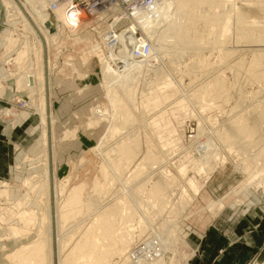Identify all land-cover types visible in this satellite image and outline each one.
Segmentation results:
<instances>
[{
  "label": "rangeland",
  "instance_id": "obj_1",
  "mask_svg": "<svg viewBox=\"0 0 264 264\" xmlns=\"http://www.w3.org/2000/svg\"><path fill=\"white\" fill-rule=\"evenodd\" d=\"M144 1H147V3H150L152 0H144ZM224 1L227 2V0H224ZM224 1L222 2L220 0L219 1L216 0L214 3L215 5H211L208 3L209 4V5L207 4L208 8H206L207 6L206 7L202 6V8L198 7V6L193 7L195 9V10L194 9L193 10L195 12H197V14H196L197 17H200V19H196V20H198V21L201 20V23H199L197 21V23L200 24V25L197 24L198 25L197 29H201L200 31L206 30L204 32V35H203L204 37L201 36L203 38L202 39L200 38L199 39L200 41L196 42V46H194L195 48L193 47L194 51H195V49H196V51L199 50L197 52H199L200 54L199 53L194 54L193 49H192V54H191V51L189 50V48L186 47V45L182 41L180 42L179 40H176L177 38H175V37L172 38V36H171L172 34L171 35H169L170 33L167 34V31H166L163 38H165L167 36L165 38V40H166V39H169V36H170L171 39L166 40V42L163 40L161 43L156 41L157 40L156 33L158 34L163 26L171 25L173 23V15H175V11H176V7L174 4L175 2H173V0L168 1L169 3L168 2L165 3L168 6V7L166 6L167 8H162L161 2L159 5L156 6L157 9L153 13L152 22L154 23L156 21V24L159 25V27L157 29H160V30H157V29L155 30V28L142 29V30L144 31L146 39L152 42V49L153 50L154 49H163L166 51V53H165V55L164 54L160 55L161 51H158V52L152 51V53H153L152 55H155V53L157 52L156 57H159V58L161 57L160 59H162L157 64L152 62V61H154V60H151L152 56H150L148 59H146L148 63L147 62H146L147 64L145 63L146 67L142 70L141 74L139 75V77H140V78H138L139 84H137V86H136V88H138V87L139 88L136 89L137 92H135V96H133L135 99L132 98L133 100H135V101H133V105H132V107L135 106L134 108H132L134 111V113H132V115L136 116V120L131 119V118H134V116H132V117L128 116V115H130L129 113L133 112V111H131V109H129L130 112L128 110L127 111L124 110L125 114H123V110L119 107L118 112L120 114L117 111L115 112V108L117 109L118 108L117 106L122 105V104L120 103L121 101H119L118 103H120V104L114 105L112 103V101L108 98L107 88H106V84H105V81L103 79L102 70H101L105 64L106 55L111 52V50L108 48V46L104 44L105 43L104 37L108 33L109 30H110V34L114 33V31H113L114 30V23L112 22V19L114 16L119 15V14L124 12V9H122L123 6L121 3L116 2V4L113 5V10H109V8H108L109 6L107 5L108 3L111 2V1H109L108 3L104 4L105 8H103L102 11L97 13V10L103 5V1H101V4L95 9L96 13H94V16L92 18L87 19L85 24L82 26L81 31L77 35L75 32L72 33L73 35H71V32L69 33L68 30H63L62 28L67 27V26L65 24H62L60 26V33H61L62 37H61L60 41L55 45H53L52 40L49 36H45V41H47V52H48L49 62L51 65L50 73H52V70H54V74L52 75V77L50 74V77H51L50 78L51 79L50 92L52 93L53 81L55 83L57 78L58 79L61 78L60 80H70L76 87H79V90L75 93V94H77V97L78 96L80 97L79 98L80 102H79L78 107H77L78 113H77V118L75 119V123L77 125L78 134L83 137V139H84L83 141L85 144V146H81L82 148L79 151V154H77V156H74L73 158H71L70 161H68V159H67L68 164H67V166L65 165V171L64 172L59 171L58 167H57L58 164L56 161L57 160V147L61 141L66 140V139H70V138L75 136L74 133L76 132V127H64V125H62V124L60 125V121H57L54 117V113H53L54 110L51 109V111L53 113L52 115H53V122H54L52 124V128H51L52 129V140L54 141L53 142V145H54L53 149L55 148L53 150V155H55V157L53 160L54 163H53V174L51 177V183L55 179L56 186H57V192H58V193H56L57 194L56 199L59 202V206H61V208L65 205L64 202H66V201H64V200H66L67 199L66 197L69 196L68 194L71 191L70 189L78 187V186H80V184L86 185V190H85L84 195H83V198L86 201V202H84V208L90 207V201L94 202V203L91 202L92 203L91 205H94V207L93 206L90 207L91 208L90 211H92V212H90L87 208V210L90 212V213L88 212V214L86 213L87 212L86 208L83 209L85 212L84 211L82 212V215L80 216L81 219L77 223L80 229H82L84 227H85L84 229H86L87 227L89 228L90 227L89 224L90 225L92 224L90 229H92V227L95 226V224H96V223H94L96 220L95 217H97L96 215L100 211V208L104 209V208H102L103 205L106 206L108 204L107 206H109L112 202L114 204H116L117 202L121 203L120 199L123 200L122 204L124 207H126L125 211L129 210L127 212L128 215L123 214V218H124V220H126L127 223L129 221L128 224L130 226L128 225L129 226L128 227L126 225L127 223L125 224V221H123L122 223L124 225L122 223L120 225H123L122 227L125 229H123L120 225H119L118 229L121 228L123 233H124V231H126L125 234H126V237H128V239L131 236L130 239L128 240V242L126 241V243L129 245H132V246L130 248L126 244L128 246V248H127V251L124 253V256H122V257L119 254H118V256H117V254H116V256H114L115 254L111 255V252H113V250L115 251V249L112 246H110L111 249L107 248L108 254L109 253L110 254L108 255L107 259H104V260L108 261V258H109V261H108L109 264L110 263L111 264H115V263L120 264V262L123 264V261H125L127 255H129V260H131L130 264H133V262H134V264H136V263L139 264L140 261L142 264H150L149 262H151V261H152L151 262L152 264H160V262H161V264H174V263L175 264H188L192 260V256H193V254H192L193 253L192 248L194 246L193 244H196L197 239H199L200 235H202L203 230L206 228V226L210 225V224L212 225V223L215 222V219H216L218 213L227 204H230V205L236 204V201L238 200L237 199L238 196L240 197V195L242 194V193H240V194H238V196L236 195L235 192H236L237 188L239 190H241V189L245 190V189L250 188V189H257V190H263L264 191V82H263L264 79H263V76L259 79H253V78H250L251 77L250 74H247V72H249L252 75L253 68L248 67V65L251 64L250 66H252L254 53L250 50L248 52V48L246 47L247 45H245V44L238 45L239 43L236 42L237 39L235 37V35L238 37L240 36L239 31L237 30L239 27L236 26V25H238V20L240 19V16L243 14L245 15L249 11H250V13H249L250 15L248 13L247 14L249 16L246 14V20L251 17V20L249 19L247 21V22L251 21V22H249V25L251 23L253 24V22L257 19L258 21H261V23L257 21L261 25H258V24L256 25L257 22L255 21V25L253 24L254 28L257 27V28H255V29H257V30H255V33L257 34V33L264 32V30H263L264 29L263 28L264 27V23H263L264 14L262 12V10H264V9L262 8V10L259 12L255 11V13H253V15H252L251 12H254V11H251L250 8L253 6V4H256L255 2L258 3L259 0H257V1L256 0H235V3H233L234 0H231V3H232L231 7L233 9H232V11H230L231 10L230 3L229 2L226 3ZM3 2H4V9L7 11L11 10V6H9L7 3H5L6 2L5 0H3ZM172 2L174 5L172 4ZM216 2H219L220 3L219 6H222V8L219 7ZM93 5H95V3L91 1L90 6H93ZM210 6L214 7V9H213V7H211L213 10V11L211 10L212 12L209 11V9H211V8H209ZM234 6L236 7L235 8V15L233 14L234 13ZM196 8H197V10H196ZM219 8H220L221 13H223V15L225 13L230 14V22H232L231 23V25H232L231 29H233V31L232 30L231 31L233 33V36L231 34V31H230L229 35L226 36L227 39L224 38V36H223V38H222V36H218L216 33L215 34L218 37H215L214 33H212V35L208 34L209 33V32H207L208 29L211 30L212 28H214L215 24H213V25L210 24L212 26H210L208 24L209 25L208 26L207 24L205 25L204 23H202L203 20L201 19V16L203 17V15H205L203 13L210 12V13H214V14L216 13V15L221 16L222 14L219 12V10H218ZM128 9H125V11H127ZM198 9H199V11L202 9L199 12V13H201V15L198 13ZM238 9L240 11H238ZM241 9H243L244 11L246 10V12H244ZM215 10H217V11H215ZM236 10L238 11V13L236 12ZM159 11H161V13L159 15H157ZM217 12H218V14H217ZM231 12H233V13H231ZM257 12H258V14H256ZM259 13H261V14H259ZM84 14H86V12H84ZM142 14H143V11L141 12L140 17L142 16ZM219 14H221V15H219ZM7 15H8V12H7ZM257 15H260L262 17L259 16L260 19L256 18L255 16H257ZM8 16H9L10 21L4 17V19H5L4 26H3L4 31H3V36L1 37L2 42H4V46L2 45L3 48L2 47L1 48H2V51L9 50L10 52L7 53L6 55L10 58H13L12 62L10 63L11 64L10 73L12 75L13 80H16L17 82L22 83L21 81H23V80H21V79L25 75H29V74L33 75L32 74L33 72H36V74H40L39 72H40V68H41V64H40L41 63V60H40L41 57L39 58L35 52H33L27 56H24L23 58H22V56L19 55L20 51L24 47L25 41L27 39L26 37H28L29 40H32L34 38L35 40L33 39L34 40V41L32 40L33 42H36L37 39L35 37H32V35H30L29 32H25V26H24L25 21H24V18L22 17V15L19 17L17 12H14ZM235 19H236V21H235ZM261 19H263V20H261ZM220 22H218V23L215 22L217 24L215 26V29L219 27L218 25L221 24ZM236 22H237V24H236ZM135 23H138V19H135ZM202 25L205 26V29H203L204 26H202ZM221 25H220L219 29H216V31L221 30V27H222ZM208 27H210V28L212 27V28L210 29ZM260 27H262V28H260ZM260 29H262V30H260ZM151 30H152V32H151ZM17 32H18V34H17ZM55 32L56 31H53L52 33H55ZM147 32H149V33H147ZM168 32H170V31H168ZM19 35H20V37H19ZM25 35H28V36H25ZM152 36H155V38L154 37L151 38ZM14 37H16L19 40H16ZM115 37H116V34H115L114 38ZM134 37L135 38L139 37L137 39H141L142 35H140V33H138V32H135ZM228 37H230V38H228ZM214 38H216L217 40L215 39L216 40L215 41ZM225 39H226V41L228 39H230L231 41L228 40L226 42ZM171 40H172V42H171ZM177 41L180 42V43L178 42L179 45L177 44ZM223 41H225L228 44H226V43L224 44ZM14 42L15 43L17 42L16 45ZM157 42H158V45H157ZM216 42H218V44H216ZM183 44H184V46H181ZM214 44L217 45V49L214 47V46H216ZM236 45L239 47H237ZM177 46H178V48H177ZM224 46H227L230 48L225 47V50H226L225 51V50H223ZM220 47H222V48H220ZM234 47L238 48V50L236 51ZM130 48L131 47H127V50H126V53L128 54V56L130 54ZM179 48L181 51H183V52L186 51L185 53L186 54L189 53V54L186 55L182 52L183 54L180 55L181 51H180V53H177V52H179V51H177V50H179ZM181 48H183V50ZM184 48H187V49H184ZM221 49L224 51L223 53H226L228 50L232 49L234 51V54L236 53V55L232 56L233 59L228 58V61H227V58H225V57L224 58L226 60L225 59L222 60L223 59L222 56L224 54L221 52L222 51ZM255 49H258V47H256ZM233 51H231V52H233ZM228 52H230V51H228ZM166 54L168 57L166 56ZM198 54H199V56H197ZM192 55H193V57H191ZM195 55H196V57H194ZM243 55H244V57H243ZM50 56L53 57L52 60L50 59ZM20 57L22 59H20ZM232 57H230V58H232ZM38 58H39L40 62H39V60H36ZM244 58H245V61L247 62V65L246 64L243 65L244 63H246L245 61H243ZM57 59H60V60H57ZM251 59H252V61H251ZM55 60H57V61H55ZM61 60H64V61L66 60L65 61L67 63L66 65L68 66V64H70L72 66L71 71L70 70L66 71L65 68H64V70L61 69V67L63 66V63L61 62ZM203 60H205L207 64L204 63L205 61H203ZM70 61H72V62H70ZM150 61L152 63H150ZM168 61L170 64L168 63ZM250 61H251V63H250ZM165 62L168 64H166ZM195 62L196 63L198 62L197 66H195L196 65ZM38 63L40 66L38 65ZM161 63L169 66L168 68L167 67L165 68V69H168V72L170 70H172V71L169 73L167 71H164L166 73L163 72V74H165V75L162 76L163 75L162 74V70H163L162 68L164 67V65H162ZM199 63L201 64L200 66H199ZM203 63L205 65H207V67H209V68H206L205 65L202 67ZM233 64H234V66L236 65L238 67L243 65L244 69H242L243 66H242V68H240V71H241V69L243 71H241L240 73H237V72H239V70L237 72H236L237 69L234 68V70H233V67H234ZM159 65L163 66V67H160V70H158ZM193 65L195 68L193 67V69H192ZM37 66H39V67H37ZM201 67H202V69H200ZM169 68H170V70H169ZM249 68H251L252 71L249 70ZM36 69H38L39 72ZM196 69L198 70V72ZM199 69L203 70V71L206 70L205 71L206 73L200 71ZM246 69H248V70H246ZM157 71H160V72H157ZM254 71H255V69H254ZM259 72L260 71L257 70L254 73H259ZM94 73L97 74L98 78L93 77ZM154 73H157V74L153 75ZM158 73H160V74L158 75ZM167 74H170V75H168V77H170V78L166 77ZM160 76H162V77H160ZM215 77L216 78L219 77L218 79L226 84L225 85L226 90L224 89L225 91L222 90V92L218 91V92H221V94H219V95L217 94V91H215V92L213 91V90H215V89H213L214 88L213 87L214 81L216 79ZM248 78H250V79H248ZM140 79H141V81H139ZM74 80H76L75 82H77V84L73 82ZM247 80H249V81L247 82ZM260 80L262 82H260ZM256 81H257V83H256ZM19 85L21 86V84H19ZM23 85H25V83H23ZM26 86H29V85H25L23 87L28 89L30 93H28V94L25 93V95H22L20 93V94L15 95V96L16 97H21V96L28 97V99H27L28 100V107L25 109L32 108V111L35 112V114H36V120L38 123L36 124V133H35V137H36L35 146H34L35 147V152H34L35 159L31 158L32 156H30V155L25 156V158L28 159L29 161L34 160L32 163L35 166H34L32 172L29 173L28 175H26L27 177H23L24 179L22 180V184L20 181H18L19 184L27 187L26 192H25V188H23L24 189L23 193L24 192L25 193L21 198L9 197V193H10L9 182H7L6 180H0V230H4V233H0V264H11L10 260L8 259L9 254L15 252L18 248L22 247L23 245L31 243V241H34L37 239L38 234L42 229V224H43V216L42 215L46 211V205L43 202L44 201L43 198L45 199V196L47 195V182H46L47 180L45 178L46 167H45V163H44L45 157H43L44 156L43 155L44 138H43V134H42L43 128L41 125L42 119H41V112H40V106H41L40 99H42V97L40 96V92L36 94L37 89L35 86H31V87L30 86L26 87ZM209 91L211 92V94H209L210 93ZM195 93H197V94H195ZM205 93H207V94H205ZM212 95L214 97H212ZM15 96H14V98H16ZM120 96L121 95L118 94V98ZM219 96H220V98H219ZM240 96H241V99L244 100L243 101L244 103L239 102L241 100ZM121 98H122V96H121ZM237 99H240V100L238 101ZM236 100L238 101V103ZM14 101L16 102V100H14ZM48 101H49V103L51 102L50 100H48ZM41 102H42V100H41ZM238 104H239V110H238ZM112 105L116 106L114 108V112H115L114 114H112V111H113ZM240 106H241V108H240ZM97 107L98 108L100 107V109H101L100 116L103 118H102L101 122L98 121L97 124L93 125L91 122V117L94 118V115H95L94 109L96 110ZM234 110H235V112H234ZM237 112H239V114ZM252 112H254L255 114L252 115ZM112 115L116 116V118H117L116 121H115V119H116L115 116H112ZM123 115H127L128 119H126L127 117H125ZM118 117H120V118H118ZM260 117H263V119L261 118V121L259 120ZM112 118H113L114 122H113ZM235 118L239 121L240 124L238 123V121H234ZM256 118L258 121L256 120ZM128 120H130L131 123ZM243 120H244V122H243ZM132 121H134V122H132ZM259 121H260V123H259ZM127 122H129L130 124ZM232 122H233V124H231ZM235 122H237V125H235ZM114 123L116 125H114ZM200 123H201V127L205 128L207 130L206 131L207 133L205 135L204 134L202 135V133H201ZM242 123H243V125H242ZM246 123L247 124L249 123V125H247ZM127 124L130 126H128ZM135 124H136V126H134ZM254 124L257 126L259 125V127H257V126L255 127ZM112 125H113V127H112ZM119 125H120V127H119ZM227 126L229 129H236V127L238 126L237 131H239V128H242V126H247L243 130H247L248 127L251 126V128L254 127L256 129V130L251 129L252 130L251 134L253 132H257L258 130H259L258 131L259 133L258 132L253 133V136L251 134H250L251 136H249V134H246L247 137L243 135V139L238 140L236 143L234 142L233 138H230V139H232L231 142H229L230 141V139H229L228 143H226V145H225V143L224 144L222 143L223 145L226 146V148L223 147L221 145V143L219 142V143H217V145L213 149L207 150V152H206V150L204 148L205 144H206L205 141L209 138V136L212 137L215 134V136H217L216 138H218L217 133L221 132L223 129L224 130L228 129ZM116 127H117V129L119 127V129L121 130V131L118 130V132H119V133L117 132L118 135L111 136L112 140H110V138L109 139L106 138L107 140H105V137L109 134V129L110 128H116ZM230 127H232V128H230ZM132 128H133V130H132ZM213 131H214V134L212 133ZM67 132L69 133V136H66ZM132 132H134V134H133L134 137H131ZM122 133H124V136L126 135L125 137H127V139H129L130 137L134 138L133 140H130L128 143L129 144L131 143L133 145L136 144L135 145L136 148L130 147L131 150H129L130 149L129 148L128 151L129 152L132 151L134 153L133 155H135V156L133 158H131L133 160L130 159L131 162L129 159L126 160L127 163L129 162L128 164L127 163L126 164L128 166L130 165L126 169H123L125 166L121 169L120 168L118 170L116 169L117 172L115 171V169L114 170L110 169V171H112V172H111V174H109L110 172L108 171L109 172L108 178H107V180H105L106 176H105V174L103 175L104 172L102 173V169H103L102 165H103V163L105 165V163L107 162L108 156L111 155L112 153H114L113 150H115L114 149L116 147L115 145L118 142L121 135L123 136ZM119 134H120V136H119ZM113 137H115L116 140L118 139L117 142H115L116 140H114ZM123 137H121V138L123 139ZM125 137H124V139H126ZM127 139L125 141H127ZM108 140H109V142H108ZM102 141H104V142H102ZM232 142H234V143H232ZM100 143H102V144H100ZM103 143H104V145H103ZM111 143H112L113 147L110 146ZM152 146H155V147H152ZM147 147L149 149H147ZM151 149H152V151H151ZM154 149L156 150L155 151L156 153L154 152ZM110 150L113 152L112 153L109 152ZM133 150L136 152H134ZM129 152L127 154H130ZM148 152H149V154L150 153L152 154L153 152L155 154L153 153L154 156H151L148 158L147 157ZM145 156H146V158H145ZM145 159H147V160H145ZM154 159L157 162L154 161ZM153 162L155 164H157V166L154 165ZM248 163H249V165H248ZM140 164H143V165H140ZM144 164L146 167H144ZM245 164H247V165H245ZM139 165H140L141 170L143 169L142 172L143 171H144L143 173L146 172L145 173V174H147L146 176H144L143 173L140 172L141 171L140 169H139V171L138 170L136 171V168H139L138 167ZM159 166H160V169H159ZM245 166H247V167H245ZM156 168L159 171H157ZM122 169L124 171L126 170L125 171L126 173L124 171H122ZM134 169H135L136 173L137 172L139 173V176L137 175L135 178L132 176V180L136 179L137 177H141V179H140L141 183L137 182V180H135L137 185L136 184L133 185L132 182H129V180L132 181L131 178H129V176L132 175L133 173H135ZM161 169H164V170L166 169L168 172L167 171L163 172L164 170H161ZM131 170L133 171L132 174H131ZM148 170L150 173H148ZM113 171H114V173H113ZM121 171L123 173H121ZM140 173H141V175H140ZM152 173L154 175H152ZM122 174H123V176H122ZM164 174H166V175H164ZM110 175L111 176L113 175V176L110 178ZM148 175H152V178L148 177V178H150V179H148L147 178ZM143 176H144V178H143ZM112 179H113V181H115V184H116V185H114L115 188L111 185L113 182V181L111 182ZM124 179H125V181H124ZM127 179H129V180H127ZM155 179H157L158 182L160 181L159 182L160 184L157 183V180H155ZM126 180L128 181V183L126 182ZM141 180H143V182ZM145 180H149L150 182L146 183V182H144ZM192 180L194 181V186L189 185V183L191 184L190 181H192ZM95 181L98 183H96ZM104 181L106 182L107 186H108V184H110L109 186H110V188L111 187L112 188L108 189L109 186L107 187L106 185H104V186H106L104 188L105 189L104 190L103 189V187H104L103 182ZM135 181H134V183H135ZM165 181L168 184L169 183H171V184L168 185ZM53 183L51 184L52 186L54 185ZM95 183H96V185H94ZM126 183L127 184L130 183V184L127 186ZM138 183L139 184L143 183L142 185L144 187L146 185V188H145L146 190L145 189L139 190L140 185H138ZM154 183H157L156 185H163L166 188L163 191L165 193H163L161 191L160 194H162V195L160 196V194H158V196H159V197L157 196L158 198L151 191L155 187ZM67 184H68V187H67ZM149 184H150V186H149ZM100 185H102V186H100ZM167 185H168L169 189L166 187ZM62 186H63V188H62ZM98 186H100V188L102 187V189H101L102 191L97 190ZM123 186L125 188H127L128 190L126 189L127 190L126 191ZM134 186L135 187L137 186L136 189L139 188L138 191L134 189L135 188ZM152 186H153V188H152ZM171 186H172V188H170ZM122 187L124 188L123 190H122ZM131 187L134 190H132ZM144 187H141V188H144ZM94 188L98 192H95ZM120 188L122 191L120 190ZM53 189L54 188H52V189L50 188V190H51L50 196H51V194H53V197L55 198V194H54L55 190H53ZM106 189H108V190H106ZM129 189L131 192L129 191ZM148 189H151V190H148ZM65 190H66V192H65ZM103 190H104V192L106 191L105 194L102 193ZM142 190L145 192H143ZM110 191H112V192H110ZM119 191H120V195L124 191L128 192V193L124 192L122 194L123 197L124 196L126 197L129 193H132L131 194L132 198H133L132 200L134 201V199L135 200L137 199L136 200L138 202L137 205L141 206L140 208L142 209V211L140 208H136V206H137L136 201H134L132 203L131 197H130L131 195L127 196L128 198H130L129 199L130 202H129L128 198H126L127 199L126 200L125 197L123 198L119 194L118 195L121 198L118 197V199H117V197H116V199L114 198L115 200L113 199L114 201L113 200L111 201V197L112 196L113 197L118 196L116 193H118ZM132 191H134V192H132ZM139 191H142V193H140L141 195L139 194ZM62 192L64 193V195ZM107 192H109V193H107ZM65 193H66V195H65ZM93 193H96V194H93ZM106 193H107V195H106ZM137 193L139 195H137ZM91 194L93 197L91 196ZM142 194L143 195L147 194V196H146L147 198L145 197V195L143 197ZM99 195L101 196V199L99 198ZM150 195H151V197L149 198ZM153 196H154V198L156 197L157 199L152 198ZM164 196L166 197V199ZM63 197H65V198H63ZM140 197L141 198L143 197L141 200V201H143L142 203H144L145 199H147L144 203V204H146L145 206L143 204L141 205V203L139 202L138 198H140ZM160 197H162V198H160ZM170 197H172V198H170ZM88 198H90L91 200L88 201ZM93 198H96V200L95 199L93 200ZM102 198L105 200H103ZM148 198L149 199L152 198L151 204H152L153 208L150 207L151 205L149 206L151 200L148 203ZM109 199H110V201H109L110 204L107 203ZM159 199H161V202ZM162 199L166 200L165 204H163L164 200H162ZM124 200H126V201H124ZM167 201H169V204H170L169 207L166 205V204H168ZM171 201H173V202H171ZM88 202H89V204H88ZM159 202H160V204H159ZM113 203H112V205H113ZM124 203H126L127 205ZM130 203H132V205L135 204L136 206H134V205L132 206ZM153 203H154V205H153ZM128 204H130V205H128ZM158 205H159V207L163 208V210L160 208V210H161L160 211ZM127 206L128 207L131 206V207L128 209ZM143 206L145 209L147 208V206H148V208L150 207L151 211L148 209L145 210L144 208H142ZM154 206L155 207L157 206V207L155 208ZM165 206H167V209L165 208ZM95 207H98L99 209H97ZM92 208H95L97 211L92 210ZM157 208H158V210H157ZM136 209H138V210H136ZM154 209H155V211H154ZM32 210L35 211L33 213V215L35 214L36 218H37L36 226L34 228L31 226L30 227L28 226V228H30V229L33 228V229H32V231L30 229H28L25 233L23 232L24 235L18 234L17 237L16 236L11 237V234L8 233L9 227H21L22 226V221H21L22 219L21 218L26 216L25 214L27 213V211H28L27 214L30 215L31 212H33ZM131 210L134 212L133 214L130 213ZM139 210H140V212H137ZM147 210H148V212H147ZM94 211H96V212H94ZM125 211H123V212L126 213ZM135 211H136V214H135ZM144 211H146V212H144ZM142 212L144 214L143 216L146 217V219L150 218L149 220H152L149 223V224H151V222H152V224H151L152 226H151V228L149 227V229H146L148 227H146L145 224H143V226H142L143 222L141 223V220L138 221ZM153 212H155V216H157V217L160 216L159 217L160 220L157 219V217H154ZM139 213H140V215H139ZM147 213H149V214L151 213L150 216L152 215L151 217L154 219H152L150 216H148L149 214H147ZM85 214H87V215H85ZM129 214L134 215L137 218H135L134 216H130ZM35 215H34V217H35ZM83 215H84V218H82ZM89 215L91 216V218ZM99 215L101 217V215H102L101 212L98 214V216ZM86 216H89V219H88V217H87V219H85ZM147 216H148V218H147ZM133 217H134V219H133ZM10 218H13L15 221H13V222L9 221ZM169 218L171 219L170 222L168 221ZM90 219H93V220H90ZM97 219H98V217H97ZM110 219L113 221L112 218H110ZM172 219L174 220V223L176 225L173 223ZM98 220H96V221L99 224V222L101 221V218ZM131 220H133V221L135 220V221L133 222ZM85 221L87 224L85 223ZM90 221H92V223ZM155 221L157 223H155ZM80 222L81 223L83 222L85 225L83 223L82 224L84 226L80 225L81 224ZM160 222L163 223V225L166 224V226L168 225L167 222H169L171 224L166 227V226H162V224ZM101 223H103V221H101L100 224ZM132 223H134V224H132ZM93 224H94V226H93ZM149 224H147V225L150 226ZM99 225H97V226H99ZM138 225L141 226V229H139L140 227ZM71 226L73 227V230H72V227H70V225H69V227L65 226V228L67 227L66 229H64V227H62L60 229V234H62L61 231L64 232V230H67V232L69 234L65 233L64 235L66 237V236H69L70 233H72L71 230L74 233L77 232V230H76L78 228V227H76L77 225L76 226L71 225ZM125 226H127V227H125ZM131 226H135L134 228H137V229H135L136 231H134L132 229L133 227L131 228ZM178 226H180V227H178ZM164 227L167 228L166 230H168V228L171 227V231H169V230H168V232L165 231ZM79 228H78V230H79L78 234L72 233V235L69 236V238H71L70 241L72 242V243L70 242V246H68L69 243L65 244L67 240L66 239L64 240V238H65L64 236L60 235L59 239L57 237L56 242H55V245H56L55 251L56 252H55V262H53L54 264H64L65 258L71 253L70 251H72L71 249L74 248L73 245L76 243V240L80 241L82 238V235L79 232L83 231L82 233H84L85 231L87 232L90 230L87 228L88 230L84 231V229L80 230ZM129 228H131L132 230L130 231ZM162 228L164 229L165 232L163 231ZM121 229H119V230H121ZM154 229H155L156 234H155V232H153ZM119 230L117 232L118 234H119ZM139 230H141V231H139ZM161 230H162V233H161ZM127 231H130V232H128L129 235H128ZM172 231H173V234H174V232H175V234L177 233L176 235L179 237V240H177V245H179V247L177 245H175L176 242H174V241H176V238H177L176 235L175 234L172 235V233H169ZM122 232H121V234H122ZM142 232H144V233H142ZM130 233H131V235H130ZM152 233H153V235H155V236L157 235V236L156 237L153 236ZM166 233H168V236L165 235ZM73 234L74 235L77 234L78 236H80V235L81 236L78 237L76 235L75 237L72 238ZM145 234H147V236ZM150 234L152 236H150ZM112 235H109L110 238L112 237ZM148 236H150V238ZM172 236H174L175 238ZM132 237L135 240L134 242L132 241L133 240ZM146 237H147V240L149 239V241L153 240L152 241L153 247L152 246L151 247L154 249H151V247H145L146 250H145V248H142L143 244L146 243V241H147V240L145 241ZM165 237L167 238V240L168 239L172 240L171 245H170V243H169V245H167L168 244L167 242H169L170 240L166 241ZM10 238H12L14 240L17 239L18 244L13 249H10L11 247H9V246L6 247L4 245L5 239L8 240ZM78 238H80V239H78ZM157 238H159L161 242H159V239H157ZM130 240L133 243L130 244ZM162 240H163V243H162ZM78 241H77V243H78ZM102 241H104L105 243L109 242L108 240L107 241L102 240ZM183 241L185 244H183ZM157 242H158V244H157ZM165 243H167L166 245L169 247H167L166 245L163 246V244H165ZM180 243H182V244H180ZM172 244H174L175 247ZM186 244H188V245H186ZM138 245L140 248L139 250H137ZM181 245H183V246L186 245L187 248L183 247V246L181 247ZM65 247H67V248H65ZM159 247H161V248H159ZM165 247L169 248V249H170V247H173L175 249V251L174 250L172 251L173 248L170 250L168 249V251H167V249ZM148 248H150V249H148ZM182 248H183V250H181ZM100 249H101L100 251H102L104 249H105L104 251H106L105 247H104V249H102V248H100ZM143 249H144V251H143ZM157 249H158V252L160 254L158 252L156 253V251L154 253V250H157ZM132 250H133V252L135 251L136 254L131 252ZM149 250L152 251L154 253V255H156V256L154 257L153 253L150 252ZM59 251H60V253H59ZM139 251H141V252H139ZM174 252H175V254H174ZM151 253H152V255H151ZM141 254H142V256H141ZM145 254L148 256H146ZM162 254L164 255L163 257H162ZM144 255H145V257H144ZM111 256L112 257L114 256V257L110 258ZM137 256L140 259L139 262H138V260L136 261V259H135V258H137ZM140 256H141V258H140ZM59 257H60V260H59ZM132 257H133V259H132ZM142 257H143V259H142ZM120 258H121V260H120ZM152 258L157 259V260L154 259V260H156V263L154 262V260ZM159 258H161V260H158ZM63 259H64V261H62ZM134 259H135V261H134ZM150 259H152V260H150ZM162 259H163V262H162ZM142 260H144L145 262L144 261L142 262ZM250 264H264V255L261 258L257 259L256 262L253 261Z\"/></svg>",
  "mask_w": 264,
  "mask_h": 264
},
{
  "label": "bare ground",
  "instance_id": "obj_2",
  "mask_svg": "<svg viewBox=\"0 0 264 264\" xmlns=\"http://www.w3.org/2000/svg\"><path fill=\"white\" fill-rule=\"evenodd\" d=\"M6 2L5 3H7L9 6H11V10H9V11H7L8 12V15H10L11 13H14V12H17V14H18V16L20 17L21 15H22V17L24 18V21H25V32H29V34L30 35H32V37H35L37 40H36V42H33L32 40H29L28 39V37H26L27 39H26V41H25V44H24V47H23V49L20 51V56H22V58L24 57V56H27V55H29V54H31V53H33V52H35L37 55H38V57L40 58L41 57V68H40V72H39V70L38 69H36V70H38V72L40 73V74H36V72H33L32 74L33 75H31V74H29V75H25L24 77H22V79L21 80H23V81H21L22 83H20V82H17V83H19V84H21V86L23 85V83H25V85H29L30 87L31 86H35L36 87V89H37V91H36V94L37 93H39L40 92V96L42 97V99H40V103H41V106H40V112H41V119H42V122H41V125H42V128H43V130H42V134H43V138H44V143H43V157H45V167H46V171H45V178H46V182H47V195L45 196V199L43 198V202H44V204L46 205V211L43 213V224H42V229H41V231L39 232V234H38V237H37V239L36 240H34V241H31V243H28V244H25V245H23L22 247H20V248H18L15 252H13V253H11V254H9L8 255V259L10 260V262H11V264H54L53 262H55V242H56V239H57V237H58V239H59V236L61 235V236H64L65 237V233L67 234L68 232H67V230H64V232L63 231H61V233L63 234H60V229L62 228V227H64V229H66L65 228V226H68L69 227V225H70V227H72L71 225H77L76 227H78L79 228V226H78V222L80 221V219H81V215H82V212L84 211L83 209H85L84 208V202H86L85 201V199L83 198V195H84V192H85V190H86V185H83V184H80V186H78V187H75V188H72V189H70L71 191H70V193L68 194L69 196L68 197H66L67 199L66 200H64V201H66V202H64L65 203V205L61 208V206H59V202L57 201V199H56V193H58L57 192V186H56V181H55V179H54V181H52V183L54 184L53 186L51 185L52 183H51V177H52V174H53V160H54V157H55V155H53V150L55 149H53V147H54V145H53V142H52V124L54 123L53 122V113H52V111H51V113H50V104H51V102L49 103V101L48 100H50V94H51V92H50V88H51V77H52V75L54 74V70H52V73H50V69H51V65H50V62H49V57H48V52H47V41H45V36H49L50 38H51V40H52V43H53V45H55V44H57L59 41H60V39H61V33H60V26L62 25V24H65L67 27H64V28H62L63 30H68V32L70 33L71 32V35H73L72 33H76V35L81 31V29H82V26L85 24V22L87 21V19H89V18H92L93 17V14H88V13H86V14H84V11H80L79 12V10L78 9H73V8H70V5L71 4H73V0H5ZM103 1V5L97 10V13H99L100 11H102V9L103 8H105V3H108L109 1H111L110 3H108L107 5L109 6L108 8H109V10H113V5L114 4H116V2H122V0H102ZM168 1H170V0H152L150 3H147V1H144V0H132L130 3H129V5H130V7H129V9L128 8H126V7H123L122 9H124V12L123 13H121V14H119V15H116V16H114L113 17V19H112V22L114 23V33H111L110 34V30L108 31V33L105 35V37H104V44L105 45H107L108 46V48L111 50V52L110 53H108L107 55H106V61H105V64H104V66L102 67V76H103V79H104V81H105V84H106V88H107V96H108V98L112 101V103L114 104V105H116V104H122V105H119V106H117L118 108L116 109L115 107L116 106H113L112 108H113V111H112V114H114L116 111L118 112V109H119V107L123 110V114H125L124 113V110L125 111H129V109H131V111H133V109L132 108H134V107H132V105H133V101H135V100H133L132 98H134L133 96H135V92H137L136 91V89H138V88H136V86H137V84H139L138 83V78H140L139 77V75L141 74V72H142V70L146 67V64L148 63L147 62V60L146 59H148L150 56H152V58H151V60H154V61H152L153 63H155V64H157V63H159V61H161L162 59H160L159 57H156V53L158 52V51H161L160 52V55H162V54H164L165 55V53H166V51L165 50H163V49H152V42L151 41H149V40H147L146 39V36H145V34H144V31L142 30V29H151V28H155V30L159 27V25L158 24H156V21L153 23L152 22V18H153V13H154V11L157 9L156 8V6L157 5H159L160 4V2H161V6H162V8H167L168 6L165 4V3H167ZM215 1L216 0H173V2H175L174 4H175V7H176V11H175V15H173V23L171 24V25H165V26H163L162 27V29L160 30V29H157V30H160V32L157 34L156 33V38H157V40L156 41H158L159 43H161L163 40L166 42V40H169V39H171V37L169 36V39H166L165 40V38L167 37H165V38H163L164 37V35H165V33H166V31H167V34H169V35H171L172 36V38L173 37H175V38H177L176 40H179L180 42L182 41L185 45H186V47H188L189 48V50L191 51V54H192V49H193V47L194 46H196V42L197 41H200L199 39L201 38H203L204 36V32L206 31V30H204V31H200L201 29H197V27H198V25L197 24H199V23H201V20L200 21H198V20H196V19H200V17H197V12H195L194 10V8L193 7H196V6H198V7H201L202 8V6H204V7H206L207 6V4L209 3V4H211V5H215L214 3H215ZM219 1V0H218ZM220 1H224V0H220ZM257 1V0H256ZM173 2H172V4H173ZM224 2H226V1H224ZM227 2H229L230 3V7H231V5H232V3H231V0H227ZM226 2V3H227ZM169 3V2H168ZM217 3V5L219 6L220 5V3L219 2H216ZM233 3H235V0H234V2ZM256 4H253V6L250 8L251 9V11H254V12H251V14L253 15V13H255V11H261L262 10V8L264 9V0H259L258 1V3L257 2H255ZM173 4V5H174ZM208 4V5H209ZM224 4V3H223ZM222 4V5H223ZM106 5V6H107ZM167 6V7H166ZM217 6V7H218ZM237 6V5H236ZM243 6V5H242ZM241 6V7H242ZM203 7V8H204ZM211 7H213V6H210L209 8H211ZM216 7V8H217ZM219 7H221L222 8V6H219ZM240 7V6H239ZM245 7V6H244ZM243 7V8H244ZM206 8H208V6L206 7ZM235 6H234V13L233 12H231V13H233L234 15H235ZM246 8V7H245ZM10 9V8H9ZM125 9H128L127 11H125ZM194 9V10H193ZM205 9V8H204ZM213 9H214V7H213ZM232 7H231V10L230 11H232ZM196 10H197V8H196ZM202 10V9H201ZM200 10V11H201ZM207 10V9H206ZM212 10V8L211 9H209V11L210 12H212L211 11ZM219 10V12L221 13V11H220V8L218 9ZM229 10V9H228ZM241 10H243V9H241ZM143 11V14H142V16L140 17V14H141V12ZM199 11V9H198V13L200 12ZM215 11H217V10H215ZM226 11V10H225ZM238 11H240L239 9H238ZM238 11L236 10V12L238 13ZM244 11V10H243ZM210 12H206V13H203V14H205V15H203V17L201 16V19L203 20V22L202 23H204L205 25L207 24H215L214 25V28H210V27H208V28H210L211 30H209L208 29V31L207 32H209L208 34H211L212 35V33H216L218 36H222V38H223V36H224V38H226L227 39V37L226 36H228L229 35V33H230V31L232 30L233 31V29H231L232 28V25H231V23L232 22H230V14L229 13H225L224 15H223V13H221V14H219V15H221V16H218V15H216V13L214 14V13H210ZM223 12V11H222ZM229 12V11H228ZM244 12H246V10L244 11ZM243 12V13H244ZM258 12L256 13V14H258ZM262 12H263V14H264V10H262ZM161 13V11H159L158 12V14L157 15H159ZM241 13V12H240ZM248 14L250 13V11L249 12H247ZM246 13V14H247ZM200 15H201V13H199ZM217 14H218V12H217ZM246 14L244 15H241L240 16V19L238 20V25H236V26H238L239 28L237 29L238 31H239V37L238 36H236L235 35V37H236V39H237V41L236 42H238L239 44L238 45H240V44H245V45H247L246 47L248 48V52H249V50L250 51H252L253 53H254V58H253V61H252V59H251V61H252V66H250V65H248V67H251V68H253V72H252V75H251V73H249V72H247V74H250V78H253V79H259V78H261L262 76H263V79H264V32H262V33H255V30H257V29H255V28H257V27H255L254 28V26H253V24L255 25V21L257 22L258 20L256 19V18H259V16L260 15H257V16H255L256 18V20L253 22V24L251 25H249V22H251V21H249V22H247L249 19L251 20V17L249 18V19H247L246 20ZM247 14V15H248ZM259 14H261V13H259ZM262 14V15H263ZM250 15V14H249ZM248 15V16H249ZM255 15V14H254ZM199 16V15H198ZM220 17V18H219ZM260 17H262V16H260ZM264 17V16H263ZM248 18V17H247ZM254 18V17H253ZM135 19H138V23H135ZM218 19V20H217ZM260 19V18H259ZM264 19V18H263ZM263 19H261V20H263ZM197 21L199 22V23H197ZM221 21V22H220ZM235 21H236V19H235ZM218 23V22H220L221 24V26L223 27H221V30H218V31H216V29H219V27H220V25H218L217 27L218 28H216L215 29V26L217 25L216 23ZM258 22H260L261 23V21H258ZM256 23V25L258 24V25H261V24H259V23ZM263 23H264V21H263ZM40 24V25H39ZM224 24V25H223ZM236 24H237V22H236ZM200 25V24H199ZM208 25V26H209ZM212 25H210V26H212ZM263 25V24H262ZM202 26H204V25H202ZM23 27V26H22ZM42 28V29H41ZM128 28V29H127ZM200 28V27H199ZM260 28H262V27H260ZM264 28V27H263ZM203 29H205V26H204V28ZM202 29V30H203ZM215 29V30H214ZM236 29V28H235ZM260 30H262V29H260ZM264 30V29H263ZM53 31H56L55 33H52ZM150 31V30H149ZM168 31H170V32H168ZM232 31H231V34H232V36H233V33H232ZM237 31V32H238ZM24 32V31H23ZM135 32H138V33H140V35H142V37H141V39H137V38H135L134 37V33ZM151 32H152V30H151ZM150 32V33H151ZM258 32V31H257ZM260 32V31H259ZM14 33V32H13ZM147 33H149V32H147ZM162 33V34H161ZM16 34V33H15ZM17 34H18V32H17ZM16 34V35H17ZM23 34V33H22ZM26 34V33H25ZM115 34H116V37L114 38V36H115ZM215 34V37H218L217 35ZM12 35V34H11ZM149 35V34H148ZM153 35V34H152ZM238 35V34H237ZM23 36V35H22ZM25 36H28V35H25ZM24 36V37H25ZM201 36H203V37H201ZM210 36V35H209ZM18 37V36H17ZM19 37H20V35H19ZM155 38V36H152L151 38ZM214 37V36H213ZM238 37V38H237ZM16 40H19V39H17L16 37H14ZM228 38H230V37H228ZM232 38V37H231ZM216 38H214V40H215ZM221 39V38H220ZM226 39H225V41H226ZM107 40V41H106ZM217 40V39H216ZM215 40V41H216ZM229 41H231L230 39H228ZM227 40V41H228ZM179 41H177V44H178V42ZM209 41V40H208ZM225 41H223L224 42V44L227 42H225ZM158 42H157V45H158ZM171 42H172V40H171ZM179 42V43H180ZM15 43V42H14ZM17 43V42H16ZM16 43H15V45H16ZM214 43V42H213ZM109 44V45H108ZM184 44L183 45H181V46H184ZM216 44H218V42H216ZM216 44H214V45H216ZM226 44H228V43H226ZM232 44V43H231ZM237 44V43H236ZM12 45V44H11ZM179 45V44H178ZM13 46V45H12ZM228 46V45H227ZM227 46H224V49L223 50H225V47L226 48H230V47H227ZM237 46V45H236ZM15 47V46H14ZM127 47H131L130 48V54H129V56H128V54L126 53V50H127ZM216 49H217V45L216 46H214ZM223 47V46H222ZM222 47H220V48H222ZM237 47H239V46H237ZM256 47H258V49H255ZM176 48V47H175ZM177 48H178V46H177ZM195 48V47H194ZM219 48V47H218ZM235 48V47H234ZM244 48V47H243ZM246 48V49H247ZM182 50H183V48H181ZM184 49H187V48H184ZM188 50V51H189ZM222 50V49H221ZM221 51L222 53L224 52V51ZM228 50V49H227ZM235 50L237 51L238 50V48H235ZM152 51H157L156 53H155V55H152L153 53H152ZM177 51H179V52H177V53H180V48H179V50H177ZM185 51V50H184ZM197 51H199V50H197ZM196 51V49H195V51H194V49H193V52H194V54L196 53H199V52H197ZM226 51V50H225ZM228 51H230V52H228ZM226 53H223L224 55L222 56L223 57V59L222 60H224L225 58H227V61H228V58L229 59H233V55H236V53L234 54V51L231 49V50H228ZM231 51H233V52H231ZM243 51V50H242ZM61 52V51H60ZM183 51H181V53H180V55L181 54H186L185 52H183ZM244 52V51H243ZM251 52V53H252ZM238 53V52H237ZM187 54H189V53H187ZM186 54V55H187ZM200 54V53H199ZM199 54L197 55V56H199ZM163 55V56H164ZM253 55V54H252ZM166 56H167V54H166ZM238 56V55H237ZM48 57V58H47ZM168 57V56H167ZM191 57H193V55L191 56ZM194 57H196V55L194 56ZM225 57V58H224ZM230 57H232V58H230ZM243 57H244V55H243ZM21 57H20V59H22ZM37 58V57H36ZM39 58L38 59H36V60H39ZM52 56H50V59L52 60ZM40 60H39V62H40ZM57 60H60V59H57ZM57 60H55V61H57ZM172 60V59H171ZM226 60V59H225ZM18 61V60H17ZM66 61V60H65ZM64 60H61V62L63 63V66L61 67V69L62 70H64V68H65V70L67 71V70H70L71 71V69H72V66L70 65V64H68V66L66 65L67 63L65 62ZM170 61V60H169ZM169 61H168V63H169ZM203 61H205V60H203ZM243 61H245V58H244V60ZM251 61H250V63H251ZM70 62H72V61H70ZM147 62V63H146ZM151 61H150V63H152ZM171 62V61H170ZM202 62V61H201ZM200 62V63H201ZM246 62V61H245ZM29 63V62H28ZM146 63V64H145ZM149 63V64H150ZM166 63V62H165ZM168 63H166V64H168ZM198 63V62H197ZM197 63L195 62V66H197ZM199 63V66L201 65ZM204 63H206V61L204 62ZM203 63V65H202V67L205 65ZM243 63V62H242ZM241 63V64H242ZM249 63V62H248ZM162 64V63H161ZM170 64V63H169ZM173 64V63H172ZM207 64V63H206ZM239 64V63H238ZM247 65V62L246 63H244L243 65ZM38 65H39V63H38ZM162 65H164V64H162ZM160 66L159 65V69L158 70H160V67H163V66ZM243 65H239L240 67H238V66H234V64H233V70H234V68L235 69H237L236 70V72L239 70V72H237V73H240L241 71H243L242 69H244V66ZM40 66V65H39ZM39 66H37V67H39ZM54 66V65H53ZM209 66V65H208ZM214 66V65H213ZM242 66H243V68H242ZM168 68L169 66L168 65H164V67L162 68L163 70H162V74H163V72L164 71H167L168 72V69H165V68ZM193 67H194V65L192 66V69H193ZM202 67L200 68V69H202ZM205 67L206 68H209V67H207V65H205ZM246 67V66H245ZM36 68V67H35ZM54 68V67H53ZM177 68V67H176ZM195 68V67H194ZM197 68V67H196ZM205 68V69H206ZM240 68H242L241 69V71H240ZM247 68V67H246ZM251 68H249V70H251ZM165 69V70H164ZM199 69V70H200ZM254 69H255V71H257V70H259L260 72L259 73H254L255 71H254ZM257 69V70H256ZM169 70H170V68H169ZM191 70V69H190ZM195 70V69H194ZM197 70V69H196ZM246 70H248V69H246ZM153 71V70H152ZM172 70H170L169 72H171ZM176 71V70H175ZM200 71H202V72H205L206 70H200ZM252 71V70H251ZM157 72H160V71H157ZM168 72V73H169ZM197 72H198V70H197ZM132 73V74H131ZM164 73H166V72H164ZM206 73V72H205ZM211 73V72H210ZM50 74H51V77H50ZM67 74V73H66ZM155 74H157V73H154L153 75H155ZM160 73H158V75H159ZM165 74H163L162 76H164ZM168 75H170V74H167L166 75V77H168ZM211 75V74H210ZM236 75V74H235ZM239 75V74H238ZM157 76V75H156ZM162 76H160V77H162ZM248 76V75H247ZM158 77V76H157ZM168 78H170V77H168ZM216 78V77H215ZM219 77H217L216 79H215V81H214V88L213 89H215V90H213L214 92L215 91H217V94L219 95V94H221V92H222V90H224L225 89V83L224 82H222L221 80H219L218 79ZM250 78H248V79H250ZM19 81V80H18ZM139 81H141V79L139 80ZM249 80H247V82H248ZM252 81V80H251ZM250 81V82H251ZM255 81V80H254ZM199 82V81H198ZM259 82V81H258ZM260 82H262L261 80H260ZM263 82H264V80H263ZM202 83V82H201ZM256 83H257V81H256ZM152 84V83H151ZM25 85H23V86H25ZM22 86V87H23ZM29 86H26V87H29ZM139 86V85H138ZM193 86V85H192ZM19 87H20V85H19ZM149 87V86H148ZM21 88V87H20ZM24 88V87H23ZM244 89V88H243ZM22 90V89H21ZM202 90V89H201ZM226 90V89H225ZM224 90V91H225ZM218 91H221V92H218ZM210 92V91H209ZM118 94L119 95H121L122 96V98H121V96L118 98ZM195 94H197V93H195ZM205 94H207V93H205ZM209 94H211V92L209 93ZM203 95V94H202ZM214 95V94H213ZM212 95V97H214ZM39 96V97H40ZM210 96V95H209ZM222 96V95H221ZM204 97V96H203ZM211 97V96H210ZM219 98H220V96H219ZM135 99V98H134ZM216 99V98H215ZM240 99H241V96H240ZM240 99H237L238 101L240 100ZM41 100H42V102H41ZM236 100V101H237ZM119 101H121L120 103H118ZM238 101H237V103H238ZM244 100H240L239 102L240 103H242ZM204 102V101H203ZM213 102V101H212ZM244 103V102H243ZM124 104V105H123ZM27 105H28V103H27ZM114 108H115V112H114ZM240 108H241V106H240ZM21 109H25V108H21ZM121 110V111H122ZM238 110H239V104H238ZM100 111H101V109H100V107L98 108H96V110L94 109V112H95V115H94V118H92L91 117V122H92V124L93 125H95V124H97V122L99 121V122H101L102 121V118L103 117H101L100 116ZM93 112V111H92ZM130 112V111H129ZM234 112H235V110H234ZM240 112V111H239ZM239 112H237L238 114H239ZM119 113V112H118ZM132 113H134V111L133 112H131V113H129L130 115H128V116H130V117H132V116H134V115H132ZM247 113V112H246ZM120 114V113H119ZM128 114V113H127ZM253 114H255L254 112H252V115ZM116 115V114H115ZM115 115H112V116H115ZM117 116V115H116ZM116 116H115V118H116ZM120 116V115H119ZM123 116H125V117H127L126 119H128V116L127 115H123ZM242 116V115H241ZM114 118V117H113ZM113 118H112V120H113ZM118 118H120V117H118ZM124 118V117H123ZM255 118V117H254ZM261 118L263 119V117H260V121H261ZM125 119V118H124ZM132 120L133 119H135L136 120V116H134V118H131ZM246 119V118H245ZM253 119V118H252ZM117 120V118L115 119V121ZM134 120V121H135ZM247 120V119H246ZM250 120V119H249ZM255 120V119H254ZM256 120H257V118H256ZM126 121V120H125ZM129 122H130V120H128ZM134 121H132V122H134ZM234 121H238L236 118H235V120ZM242 121V120H241ZM240 121V122H241ZM258 121V120H257ZM260 121H259V123H260ZM263 121V120H262ZM113 122H114V120H113ZM112 122V123H113ZM129 122H127V123H129ZM243 122H244V120H243ZM246 122V121H245ZM248 122V121H247ZM111 123V124H112ZM126 123V122H125ZM131 123V122H130ZM129 123V124H130ZM238 123H239V121H238ZM252 123V122H251ZM256 123V122H255ZM262 123V122H261ZM134 124V123H133ZM227 124V123H226ZM231 124H233V122L231 123ZM240 124V123H239ZM247 124V123H246ZM114 125H116L115 123H114ZM128 125V124H127ZM126 125V126H127ZM228 125V124H227ZM235 125H237V122H235ZM242 125H243V123H242ZM245 125V124H244ZM247 125H249V123L247 124ZM252 125V124H251ZM263 125V124H262ZM128 126H130V125H128ZM134 126H136V124L134 125ZM133 126V127H134ZM254 126L256 127L257 125H255L254 124ZM112 127H113V125H112ZM119 127H120V125H119ZM119 127H118V129H117V127L116 128H110L109 129V134L105 137V140H107V139H109L110 138V140H112L111 139V136H116V135H118L117 134V132H118V130L119 131H121L120 129H119ZM241 127V126H240ZM247 126H242V128H239V131H237V128H238V126L236 127V129H229L228 128V126H227V128L228 129H226V130H222L221 132H219V133H217L218 134V138H216L217 136H215V134H214V131L211 133L213 136L212 137H210L209 136V138L205 141L206 142V144H205V150H206V152H207V150H210V149H213L216 145H217V143H221V145L223 146V147H225L226 148V143H228V140L230 139V138H233V140H234V142L236 143L238 140H240V139H243V135L244 136H246V134H249V136H253V133H257V132H253L252 134H251V132H252V130L251 129H255L254 127L253 128H251V126H249L248 127V129L247 130H243V129H245ZM257 127H259V125L257 126ZM123 128V127H122ZM200 128H201V133H202V135L204 134H206L207 132V130L205 129V128H203V127H201V123H200ZM225 128V127H224ZM230 128H232V127H230ZM235 128V127H234ZM261 128V127H260ZM131 129V128H130ZM132 130H133V128H132ZM256 130V129H255ZM123 131V130H122ZM248 131V132H247ZM108 132V131H107ZM68 133V132H67ZM66 133V136H69V133L67 134ZM119 133V132H118ZM216 133V132H215ZM259 133V132H258ZM75 134V133H74ZM107 134V133H106ZM121 134V133H120ZM120 134H119V136H120ZM123 134V136H124V133H122ZM133 134H134V132H132V135H131V137H134L133 136ZM216 134V135H217ZM251 134V135H250ZM129 135V134H128ZM127 135V136H128ZM122 135H121V137H123ZM126 136V135H125ZM124 136V137H125ZM215 136V137H214ZM120 137V138H121ZM124 137H123V139L121 138H119V140H118V142H117V140L115 139V137H113L114 138V140H116L115 142H117L116 143V147L114 148L115 150H113L114 151V153H112L113 151H109V152H111L112 154L111 155H109L108 156V158H107V162L105 163V165H104V163H103V169H102V173H103V175L105 174V180H107V178H108V173L109 174H111V172L112 171H110V169L112 170H114L115 169V171H116V169L118 170L119 168L121 169V168H123L124 166V168L123 169H126L127 167H129L127 164L129 163H127V159H131V158H133L135 155H133L134 153L132 152V151H128V149L131 147V148H136V144L135 145H133V144H129L128 142L130 141V140H133L134 138H129V139H127V137H125L126 139H127V141H125L126 139H124ZM129 137V136H128ZM136 137V136H135ZM247 137V136H246ZM107 138V139H106ZM136 140V139H135ZM232 141V139H230V141L229 142H231ZM102 142H104V141H102ZM108 142H109V140H108ZM114 142V141H113ZM114 142V143H115ZM234 142H232V143H234ZM107 143V142H106ZM113 143V144H114ZM136 143V142H135ZM225 143V145H223V144ZM231 143V144H232ZM100 144H102V143H100ZM154 144V143H153ZM103 145H104V143H103ZM138 145V144H137ZM150 145V144H149ZM110 146H112V143H111V145ZM219 146V145H218ZM221 146V147H222ZM113 147V146H112ZM139 147V146H138ZM151 147V146H150ZM152 147H155V146H152ZM131 148L129 149V150H131ZM141 148V147H140ZM218 148V147H217ZM147 149H149L148 147H147ZM153 149V148H152ZM152 149H151V151H152ZM156 149V148H155ZM154 149V152L156 151ZM203 149V148H202ZM201 149V150H202ZM134 151V150H133ZM130 153V154H127V153ZM134 152H136V151H134ZM153 152V153H154ZM203 152V151H202ZM153 153L151 154H149V152H148V155H147V157L149 158V157H151V156H154L153 155ZM156 153V152H155ZM154 153V154H155ZM156 156V155H155ZM159 156V155H158ZM145 158H146V156H145ZM153 158V157H152ZM157 158V157H156ZM155 158V159H156ZM154 159V161H156ZM158 159V158H157ZM131 160H133V159H131ZM131 160H130V162H131ZM145 160H147V159H145ZM245 160V159H244ZM157 162V161H156ZM127 163V164H126ZM154 163V162H153ZM152 163V164H153ZM146 164V163H145ZM145 164H144V167H146L145 166ZM127 165V166H126ZM140 165H143V164H140ZM140 165L138 166L139 168H136V171L138 170L139 171V169L141 170V168H140ZM154 165H156L157 166V164H155L154 163ZM245 165H247V164H245ZM248 165H249V163H248ZM149 166V165H148ZM147 166V167H148ZM161 166V165H160ZM160 166H159V169H160ZM143 167V166H142ZM143 167V168H144ZM153 167V166H152ZM243 167V166H242ZM245 167H247V166H245ZM102 168V167H101ZM131 168V167H130ZM134 168V167H133ZM162 168V167H161ZM122 169V171H124ZM148 169V168H147ZM146 169V170H147ZM151 169V168H150ZM153 169V168H152ZM129 170V169H128ZM133 170V169H132ZM131 170V174L133 173V171ZM143 170V169H142ZM142 170L140 171V172H142ZM156 170H157V168H156ZM161 170H164V169H161ZM109 171V172H108ZM121 171V173H123ZM126 171V170H125ZM124 171V172H125ZM134 171H135V169H134ZM136 171H135V173H133L132 175H128L129 176V178H131V180H132V176L135 178L137 175L139 176V173L137 172L136 173ZM157 171H159V170H157ZM165 171H167L166 169L163 171V172H165ZM117 172V171H116ZM120 172V171H119ZM118 172V173H119ZM144 172V171H143ZM142 172V173H143ZM162 172V173H163ZM168 172V171H167ZM113 173H114V171H113ZM112 173V174H113ZM126 173V172H125ZM146 173V172H145ZM145 173H143V175L144 176H146L147 174H145ZM148 173H150L149 172V170H148ZM120 174V173H119ZM159 174V173H158ZM167 174V173H166ZM166 174H164V175H166ZM125 175V174H124ZM140 175H141V173H140ZM152 175H154L153 173H152ZM152 175H148L147 176V178L148 177H151L152 178ZM113 176V175H112ZM111 175H110V178L112 177ZM115 176V175H114ZM122 176H123V174H122ZM144 176H143V178H144ZM119 177V176H118ZM127 177V176H126ZM166 177V176H165ZM168 177V176H167ZM121 178V177H120ZM125 178V177H124ZM128 178V177H127ZM170 178V177H169ZM140 179H141V177H137L136 179H133L134 181L135 180H137V182H140ZM148 179H150V178H148ZM158 179V178H157ZM157 179H155V180H157ZM160 179V178H159ZM109 180V179H108ZM118 180V179H117ZM127 180H129V179H127ZM126 180V182L128 183V181ZM130 181L129 180V182H132L133 183V185L134 184H136L137 185V183H136V181H135V183H134V181ZM139 180V181H138ZM152 180V179H151ZM166 180V179H165ZM113 181V179L111 180V182ZM124 181H125V179H124ZM142 182H143V180H141ZM29 182V181H28ZM96 182V181H95ZM144 182H150L149 180H145ZM160 182V181H159ZM158 182V180H157V183H159ZM166 182V181H165ZM191 182V184L189 183V185H191V186H194V181L192 180V181H190ZM96 183H98V182H96ZM96 183L94 184V185H96ZM100 183V182H99ZM114 183V184H113ZM117 183V182H116ZM126 183V184H127ZM141 183V182H140ZM157 183H154L155 184V187H154V189L153 190H151V189H148V190H151L152 192H153V194L154 195H156V197L158 196V194H160V192L162 191H164L166 188H165V186H163V185H156ZM167 183V182H166ZM101 184V183H100ZM130 184V183H129ZM129 184H127V186L129 185ZM143 184V183H142ZM142 184H139L138 183V185H140V189L139 190H141V189H145L146 188V185H145V187L142 185ZM160 184V183H159ZM168 184V183H167ZM169 184H171V183H169ZM168 184V185H169ZM98 185V184H97ZM104 185H106L107 186V184H106V182L104 181L103 182V186ZM110 184H108V186H109ZM113 187H114V185H116L115 184V181H113L112 182V184H111ZM148 185V184H147ZM168 185L166 186L167 188H168ZM100 186H102V185H100ZM100 186H98V188H97V190L99 191H102L101 189H102V187L100 188ZM106 186H104L103 187V189L106 187ZM107 186V187H108ZM125 186V185H124ZM123 186V187H124ZM131 186V185H130ZM129 186V187H130ZM149 186H150V184H149ZM66 187V186H65ZM67 187H68V184H67ZM122 187V190L125 188H123ZM135 187V186H134ZM137 187V186H136ZM136 187L134 188L135 190H137L138 191V189H136ZM139 187V186H138ZM141 187H144V188H141ZM50 188L52 189V188H54L53 190H55L54 192V194H55V198L53 197V194H51V196H50ZM62 188H63V186H62ZM100 188V189H99ZM112 188V187H111ZM110 188V186H109V188L108 189H111ZM115 188V187H114ZM132 188V187H131ZM130 188V189H131ZM151 188V187H150ZM152 188H153V186H152ZM170 188H172V186L170 187ZM108 189H106V190H108ZM127 188H125V190H126ZM130 189H129V191H130ZM133 188H132V190H134ZM169 189V188H168ZM62 190V189H61ZM105 190V189H104ZM104 190H103V194H105V192H104ZM120 190H121V188H120ZM121 190V191H122ZM128 190V189H127ZM126 190V191H127ZM146 190V189H145ZM63 191V190H62ZM94 191L95 192H98V191H96L95 190V188H94ZM118 191V190H117ZM126 191H124V192H126ZM143 191V190H142ZM142 191H139V194L140 193H142ZM167 191V190H166ZM65 192H66V190H65ZM110 192H112V191H110ZM123 192V193H124ZM131 192V191H130ZM132 192H134V191H132ZM143 192H145V191H143ZM4 193V192H3ZM63 193V192H62ZM101 193V192H100ZM99 193V194H100ZM107 193H109V192H107ZM107 193H106V195H107ZM122 193V194H123ZM126 193H128V192H126ZM149 193V192H148ZM163 193H165V192H163ZM168 193V192H167ZM93 194H96V193H93ZM117 195L119 194L120 195V191L118 192V193H116ZM120 195V196H122L123 197V195ZM132 193H129L128 195H131ZM138 193H137V195H139ZM150 194V193H149ZM173 194V193H172ZM63 195H64V193H63ZM65 195H66V193H65ZM98 195V194H97ZM105 195V196H106ZM119 195L118 196H115V197H113L112 195V197H111V201L115 198L116 199V197H117V199H118V197H119ZM127 195V196H128ZM136 195V196H137ZM141 195V194H140ZM143 195V194H142ZM145 195V194H144ZM144 195H143V197H144ZM152 195V194H151ZM151 195L149 196V198L151 197ZM162 194H160V196H161ZM165 195V194H164ZM168 195V194H167ZM91 196H92V194H91ZM104 196V195H103ZM125 197V199L126 198H128V197ZM134 196V195H133ZM147 196V194L145 195V197ZM171 196V195H170ZM85 197V196H84ZM90 197V196H89ZM93 197V196H92ZM123 197V198H124ZM131 197V201H132V203L134 202V201H136L135 199H134V201L132 200L133 198H132V195L130 196ZM135 197V196H134ZM139 197V196H138ZM142 197V198H143ZM154 198V196L152 197V198H154V199H157V198ZM165 197V196H164ZM175 197V196H174ZM42 198V197H41ZM63 198H65V197H63ZM91 198V197H90ZM90 198H88V201H90L91 199ZM99 198L101 199V196L99 195ZM98 198V199H99ZM119 198H121V197H119ZM141 198V197H140ZM140 198H138L139 199V202L141 203V205L143 204L144 206L146 205V204H144L145 203V201L147 200V199H145V201H144V203H142L143 201H141L142 200V198L140 199ZM147 198V197H146ZM148 198V203L150 202V200L152 199H149ZM160 198H162V197H160ZM170 198H172V197H170ZM96 200V198H93V200ZM99 199V200H100ZM103 199V198H102ZM114 199V200H115ZM130 198H128V200H129ZM165 199H166V197H165ZM165 199H162V200H164L163 201V204H165ZM103 200H105V199H103ZM113 200V201H114ZM121 201V203H119V202H115L116 204H114L113 202V205H112V203L110 204L109 203V201H110V199L108 200V202L107 203H109L110 205L109 206H104L103 205V207L102 208H104V209H101L99 206V208H100V211L98 212V214L101 212V217H100V215L98 216V214L96 215L97 217H98V219H100L101 218V221H103V223H101L100 224V222H99V224H98V222L96 221V220H98L97 219V217H95V222L94 223H96L95 224V226H94V224H93V226L94 227H92V229H90V227H91V225L89 224V228L88 229H90L89 231H85V230H88L87 228L86 229H84V228H82V229H84V233H82L81 231L79 232V233H81V235H82V238H81V240L80 241H78V240H76L75 238V240H76V243L73 245V249H71L72 251H70L71 253L65 258V263L64 264H109V258H108V261H105L104 259H107V257H108V255L110 254H108V249L107 248H110V246H112L114 249H115V251L113 250V252H111V255L112 254H115L114 256H116V254H117V256H118V254L119 255H121V257L122 256H124V253L127 251V248H128V246L131 248V246L132 245H129V244H127L126 243V241L128 242V240L130 239V237H129V239H128V237H126V234H125V232L126 231H124V233L122 232V229L121 228H119V229H121V230H119L118 229V227H119V225L123 222V221H125V224L127 223L126 222V220H124V218H123V214L125 215V214H127V212L129 211L128 209L131 207H128L127 206V210L128 211H125V209H126V207H124L123 206V204H122V199H120ZM127 200V199H126ZM126 200H124V201H126ZM160 200V202H161V199H159ZM168 200V199H167ZM171 200V199H170ZM102 201V200H101ZM92 201H90V207H94V205H91L92 203H94V202H92ZM128 202V201H127ZM129 202H130V200H129ZM157 202V201H156ZM160 202H159V204H160ZM168 202V204H166L168 207H169V201H167ZM171 202H173V201H171ZM132 203H130L131 205H132ZM137 201H136V205H137ZM139 203V204H140ZM147 203V204H148ZM152 200H151V202H150V204H149V206L151 207V208H153L152 207ZM87 204V203H86ZM88 204H89V202H88ZM87 204V205H88ZM122 204V205H121ZM124 204H126V203H124ZM130 204H128V205H130ZM102 205V204H101ZM127 205V204H126ZM134 206H136L135 204H133ZM132 205V206H133ZM153 205H154V203H153ZM144 206L142 207V208H144ZM164 206V205H163ZM167 206H165V208L167 209ZM89 207V208H90ZM98 207H95V208H97V209H99ZM141 206L139 205H137L136 206V208H140ZM150 207L148 208V206H147V208L146 209H148V210H150ZM155 207V206H154ZM157 207V206H156ZM155 207V208H156ZM158 207H159V205H158ZM88 208V207H87ZM87 208H86V210H87ZM88 208V210L90 211L91 210V208L89 209ZM95 208H92V210H96ZM133 208V207H132ZM131 208V209H132ZM160 208L161 207H159V210H160ZM141 209V208H140ZM145 209V208H144ZM145 209V210H146ZM162 210H163V208H161ZM87 210V214H88V211ZM135 210V209H134ZM136 210H138V209H136ZM148 210H147V212H148ZM157 210H158V208H157ZM173 210V209H172ZM185 210V209H184ZM183 210V211H184ZM33 211V210H32ZM97 211V210H96ZM96 211H94V212H96ZM123 211H125L126 213H124ZM141 211H142V209H141ZM151 211V210H150ZM154 211H155V209H154ZM161 211V210H160ZM159 211V212H160ZM186 211V210H185ZM35 211H33V212H31V214L30 215H28L27 213H28V211H27V213L24 215L25 217H23V218H21L22 220V226L21 227H9V229H8V233H10L11 234V237H17V235L19 234H23V232L25 233L28 229H30V228H28V226L30 227H35L36 226V224H37V218H36V215H35V217H34V215H33V213H34ZM85 212V211H84ZM90 212H92V211H90ZM89 212V213H90ZM137 212H140V210L139 211H137ZM144 212H146V211H144ZM158 212V213H159ZM130 213L131 214H133L134 212L131 210L130 211ZM154 213V217H157V216H155V212H153ZM164 213V212H163ZM181 213V212H180ZM87 214H85V215H87ZM92 214V213H91ZM90 214V215H91ZM131 214H129L130 216H134V215H131ZM135 214H136V211H135ZM138 214V213H137ZM147 214H149V213H147ZM151 214V213H150ZM150 214L148 215V216H150ZM160 214V213H159ZM162 214V213H161ZM175 214V213H174ZM182 214V213H181ZM89 215V216H90ZM128 215V214H127ZM139 215H140V213H139ZM144 214H143V212L141 213V215H140V217H139V219H138V221L139 220H141V223H142V226H143V224H145V226L146 227H148V228H146V229H149V227L151 228V224H152V222H151V224H149L150 223V221H152V220H149V219H146V217H144L143 216ZM164 215V214H163ZM89 216H86V218L85 219H87V217H88V219H89ZM148 216H147V218H148ZM152 216V215H151ZM150 216V217H151ZM100 217V218H99ZM125 217V216H124ZM135 217V216H134ZM134 217H133V219H134ZM160 217V216H159ZM159 217H157V219H159L160 220V218ZM162 217V216H161ZM82 218H84V215H83V217ZM90 218H91V216H90ZM110 218H112L113 219V221L110 219ZM129 218V217H128ZM127 218V219H128ZM132 218V217H131ZM135 218H137V217H135ZM152 218V217H151ZM126 219V218H125ZM152 219H154V218H152ZM162 219V218H161ZM176 219V218H175ZM90 220H93V219H90ZM129 220V219H128ZM127 220V221H128ZM156 220V219H155ZM158 220V221H159ZM170 218H169V222H170ZM173 220V219H172ZM89 221V220H88ZM87 221V222H88ZM99 221V220H98ZM131 221H133V220H131ZM135 221V220H134ZM133 221V222H134ZM179 221V220H178ZM84 222V221H83ZM82 222V223H83ZM91 223H92V221H90ZM154 222V221H153ZM169 222H167L168 223V225H170L171 223H169ZM172 222V221H171ZM81 223V222H80ZM79 223V224H80ZM80 224V225H83V224ZM85 223H86V221H85ZM128 223H129V221H128ZM126 224L127 226L129 225V224ZM155 223H157L156 221H155ZM161 223V222H160ZM173 223H174V220H173ZM87 224V223H86ZM103 224V225H102ZM123 224V223H122ZM131 224V223H130ZM132 224H134V223H132ZM137 224V223H136ZM147 224H149L150 226H148ZM162 224V226H166V224H164L163 225V223H161ZM175 224V223H174ZM178 224V223H177ZM85 225V224H84ZM83 225V226H84ZM97 225H99V226H97ZM124 225V224H123ZM123 225H120L121 227L123 226ZM140 225V224H139ZM138 225V226H139ZM167 225V226H168ZM176 225V224H175ZM27 226V227H26ZM74 226V227H75ZM97 226V227H96ZM127 226H125V227H127ZM130 226V225H129ZM128 226V227H129ZM137 226V225H136ZM166 226V227H167ZM172 226V225H171ZM133 227V228H132ZM135 226H131V228L134 230V231H136L135 229H137V228H134ZM140 228L139 229H141V226H139ZM166 227H164L165 228V231H167L168 232V230L169 231H171V227H169L168 228V230H166L167 228ZM173 227V226H172ZM178 227H180V226H178ZM33 228H31L30 230L32 231V229ZM78 228L76 229L77 230V232H75V233H77L78 234ZM123 228V227H122ZM131 228H129V230L131 231L132 229ZM143 228V227H142ZM174 228V227H173ZM71 229V228H70ZM69 229V230H70ZM80 229V228H79ZM82 229H80V230H82ZM123 229H125V228H123ZM144 229V228H143ZM163 229V228H162ZM175 229V228H174ZM72 230H73V227H72ZM71 230V232L72 233H74L73 231ZM118 230H119V234L117 233L118 232ZM127 230V229H126ZM176 230V229H175ZM101 231V232H100ZM122 232V234H121V232ZM130 231H127V233L128 232H130ZM139 231H141V230H139ZM145 231V230H144ZM149 231V230H148ZM163 231H164V229H163ZM164 231V232H165ZM174 231V230H173ZM173 231L172 232H169V233H172V235H174L175 234V232H174V234H173ZM114 234H113V233ZM138 232V231H137ZM146 232V231H145ZM153 232H155V229H154V231ZM72 233H70V235L69 236H71L72 235ZM74 233V234H75ZM113 235H112V234ZM142 233H144V232H142ZM147 233V232H146ZM158 233V232H157ZM161 233H162V230H161ZM69 234V233H68ZM73 234V236H72V238L73 237H75L76 235H74ZM134 234V233H133ZM132 234V235H133ZM141 234V233H140ZM139 234V235H140ZM155 234H156V232H155ZM159 234V233H158ZM177 234V233H176ZM175 234V235H176ZM24 235V234H23ZM80 235V234H79ZM80 235V236H81ZM109 235H112V237L110 238V236ZM128 235H129V233H128ZM130 235H131V233H130ZM146 236H147V234H145ZM152 235H153V233H152ZM151 234H150V236H152ZM165 235H167L168 236V233H166ZM171 235V234H170ZM169 235V236H170ZM69 236H66L65 238H64V240L66 239L67 241H66V243L65 244H68V246H70V239L71 238H69ZM78 236V235H77ZM80 236H78V237H80ZM141 236V235H140ZM150 236H148L149 238H150ZM153 236H155V235H153ZM157 236V235H156ZM155 236V237H156ZM161 236V235H160ZM159 237V236H158ZM172 237H174V236H172ZM176 241H174V242H176V244L175 245H177V240H179V237L176 235ZM77 238V237H76ZM127 238V239H126ZM135 238V237H134ZM163 238V237H162ZM171 238V237H170ZM175 238V237H174ZM73 239V240H74ZM78 239H80V238H78ZM132 239H133V237H132ZM131 239V240H132ZM152 239V238H151ZM157 239H159V238H157ZM165 239H166V241H169L170 239H168L167 240V238L165 237ZM173 239V238H172ZM72 240V241H73ZM102 240H108L109 242H104V241H102ZM131 240H130V244L131 243H133L135 240L133 239L132 241L133 242H131ZM147 240V237H146V239H145V241ZM155 240V239H154ZM164 240V239H163ZM163 240H162V243H163ZM77 241H78V243H77ZM144 241V242H145ZM148 241V242H147ZM146 241V243H144L143 244V246H142V248H145V247H151L152 246V241L153 240H151V241H149V239ZM172 240H170L169 242H167V243H165V244H163V246H165L166 244L167 245H169V243H170V245H171V242ZM104 242V243H103ZM159 242H161L160 241V239H159ZM165 242V241H164ZM72 243V242H71ZM74 243V242H73ZM161 243V244H162ZM64 244V245H65ZM128 246H127V245ZM157 244H158V242H157ZM156 244V245H157ZM180 244H182V243H180ZM183 244H185L184 243V241H183ZM142 245V244H141ZM154 245V244H153ZM166 245V246H167ZM173 246H174V244H172ZM186 245H188V244H186ZM186 245H181V247L183 246V247H186ZM54 246V247H53ZM67 246V245H66ZM135 246V245H134ZM137 246V245H136ZM159 246V245H158ZM157 246V247H158ZM162 246V245H161ZM162 246V247H163ZM178 247H179V245H177ZM63 247V246H62ZM72 247V246H71ZM104 247L106 248V251H104L105 249H104ZM153 247V246H152ZM151 247V249H154V248H152ZM167 247H169V246H167ZM175 247V246H174ZM180 247V248H181ZM65 248H67V247H65ZM100 248H102V249H104V250H102V251H100L101 249ZM159 248H161V247H159ZM158 248V249H159ZM164 248V247H163ZM162 248V249H163ZM166 248V247H165ZM173 247H170V249H172ZM187 248V247H186ZM64 249V248H63ZM111 249V248H110ZM109 249V250H110ZM133 249V248H132ZM140 248H139V245H138V248H137V250H139ZM148 249H150V248H148ZM156 249V248H155ZM158 249L157 250H154V253H155V251H156V253L158 252ZM167 249V251H168V249L169 248H166ZM169 249V250H170ZM178 249V248H177ZM185 249V248H184ZM49 250V251H48ZM70 250V249H69ZM134 250V249H133ZM133 250L131 251V252H133ZM136 250V251H137ZM142 250V249H141ZM145 250H146V248H145ZM161 250V249H160ZM164 250V249H163ZM175 251V249L173 248L172 249V251ZM181 250H183V248L181 249ZM129 251V250H128ZM143 251H144V249H143ZM150 251V250H149ZM115 252V253H114ZM138 252V251H137ZM139 252H141V251H139ZM146 252V251H145ZM150 252H152V251H150ZM59 253H60V251H59ZM63 253V252H62ZM133 253H135V251L133 252ZM148 253V252H147ZM153 253V252H152ZM152 253H151V255H152ZM154 253H153V255H154ZM159 253V252H158ZM177 253V252H176ZM68 254V253H67ZM127 254V253H126ZM136 254V253H135ZM138 254V253H137ZM150 254V253H149ZM160 254V253H159ZM174 254H175V252H174ZM60 255V254H59ZM65 255V254H64ZM134 255V254H133ZM146 255V254H145ZM145 255H144V257H145ZM150 255V256H151ZM113 256V257H114ZM136 256V255H135ZM141 256H142V254H141ZM141 256H140V258H141ZM146 256H148V255H146ZM156 255H154V257H155ZM164 255L162 254V257H163ZM112 256L110 257V258H113ZM152 257V256H151ZM161 257V258H162ZM138 258V259H137ZM137 258H135L136 259V261L138 260V262H139V257L137 256ZM161 258H159L158 260H161ZM176 258V257H175ZM125 259V258H124ZM123 259V260H124ZM132 259H133V257H132ZM135 259H134V261H135ZM142 259H143V257H142ZM148 259V258H147ZM153 259V258H152ZM152 259H150V260H152ZM154 259H156V258H154ZM153 259V260H154ZM59 260H60V257H59ZM113 260V259H112ZM120 260H121V258H120ZM145 260V259H144ZM144 260H142V262L144 261ZM149 260V261H150ZM157 260V259H156ZM156 260H154V262L156 263ZM62 261H64V259L62 260ZM146 261V260H145ZM144 261V262H145ZM47 262V263H46ZM130 262H131V260H129V255H127L126 256V259H125V261H123V264H130ZM152 262V261H151ZM151 262H149L150 264H152ZM162 262H163V259H162ZM114 263V262H113ZM136 263V262H135ZM141 263V261L139 262V264ZM147 263V262H146ZM111 264V263H110ZM116 264V263H115ZM120 264H122L121 262H120ZM133 264H134V262H133ZM136 264H138V263H136ZM142 264V263H141ZM160 264H161V262H160ZM175 264V263H174Z\"/></svg>",
  "mask_w": 264,
  "mask_h": 264
},
{
  "label": "crops",
  "instance_id": "obj_3",
  "mask_svg": "<svg viewBox=\"0 0 264 264\" xmlns=\"http://www.w3.org/2000/svg\"><path fill=\"white\" fill-rule=\"evenodd\" d=\"M4 17L10 21L4 2L0 0V180L9 182V197L21 198L27 190V187L21 185L23 177H27L35 166L32 163L34 160L29 161L25 156L30 155L35 159L38 122L32 108L20 109L14 101L15 95L30 92L20 88L17 81L13 80L10 73L13 58L6 55L9 50L2 51ZM93 77L98 78L96 73ZM60 79L56 80L58 84L53 81L50 113L53 109L54 117L60 121V125L76 127L75 136L61 141L57 147V167L64 172L67 159L70 161L77 156L85 144L75 123L80 102V97L75 93L79 87L70 80ZM235 193L237 196L242 194L238 196L235 205L227 204L218 213L215 222L206 226L196 244H193V256L188 264H250L264 255V191L237 188ZM9 221L15 220L10 218ZM0 233H4V230H0ZM17 244V239L12 238L4 242L10 249Z\"/></svg>",
  "mask_w": 264,
  "mask_h": 264
},
{
  "label": "built area",
  "instance_id": "obj_4",
  "mask_svg": "<svg viewBox=\"0 0 264 264\" xmlns=\"http://www.w3.org/2000/svg\"><path fill=\"white\" fill-rule=\"evenodd\" d=\"M94 2L95 5L93 6H90V2ZM101 1L102 0H73V4L70 5V8H73V9H78L79 12L81 11H84L88 14H93L94 16V13L95 12V9L101 4ZM132 0H122V2H120L122 4L123 7H127L129 8L130 5L129 3L131 2ZM139 38V37H137ZM16 97V96H15ZM28 97H16L14 98V100H16V104H17V107L18 108H27L28 105Z\"/></svg>",
  "mask_w": 264,
  "mask_h": 264
}]
</instances>
